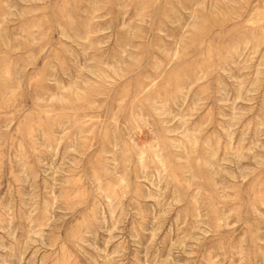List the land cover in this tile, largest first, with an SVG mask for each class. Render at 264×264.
I'll list each match as a JSON object with an SVG mask.
<instances>
[{"label": "rangeland", "instance_id": "1", "mask_svg": "<svg viewBox=\"0 0 264 264\" xmlns=\"http://www.w3.org/2000/svg\"><path fill=\"white\" fill-rule=\"evenodd\" d=\"M0 264H264V0H0Z\"/></svg>", "mask_w": 264, "mask_h": 264}]
</instances>
